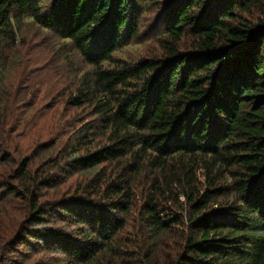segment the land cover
I'll return each instance as SVG.
<instances>
[{"label":"trees","instance_id":"obj_1","mask_svg":"<svg viewBox=\"0 0 264 264\" xmlns=\"http://www.w3.org/2000/svg\"><path fill=\"white\" fill-rule=\"evenodd\" d=\"M151 11L156 21L148 31L156 32L160 55H115L145 35L141 26ZM25 23L54 33L90 66L65 103L86 107L95 120L61 151L64 166L41 171L38 180L29 177L28 160L9 162L18 183L0 186L27 203L21 242L40 239L79 264L114 252L124 227L119 214L132 206L127 169L138 172L147 157L152 168L177 171L186 201L171 216L153 196L143 206L150 239L184 227L181 249L163 264H264V0H0V45L21 44ZM99 135L106 141L92 149ZM6 159L0 157L2 167ZM114 163L120 171L111 178ZM198 167L203 190L194 185ZM64 172H93L84 197L57 214L75 225L74 235L47 227L57 203L40 194H55ZM98 194L105 204L89 201ZM6 241L1 234L0 262ZM143 264L158 261L147 255Z\"/></svg>","mask_w":264,"mask_h":264},{"label":"rangeland","instance_id":"obj_2","mask_svg":"<svg viewBox=\"0 0 264 264\" xmlns=\"http://www.w3.org/2000/svg\"><path fill=\"white\" fill-rule=\"evenodd\" d=\"M156 14L155 11L146 14L141 26L145 35L115 55L132 61L160 55L153 38L156 32L148 31V27L156 21ZM21 39V44L14 47L8 41H2L0 45V147L3 150L0 157H7V167L0 165V183L8 181L14 187L18 181H14L10 175L17 167L14 164L9 168V162L28 160L31 163L29 177L38 180L42 175L41 171L49 170V173L55 171L56 166H64L61 151L76 140L75 134L78 131L95 120L86 107L72 108L65 103L68 94L77 89L82 74L90 66L82 61L69 44L32 23L22 24ZM189 42L188 39L183 40L184 44H181L180 49L184 50ZM105 141L106 137L99 135L91 148L95 149ZM103 165L107 163L98 166L97 172ZM114 165L115 163L107 169L111 178L120 171L118 165ZM127 170L126 179L132 189V206L127 213L119 214L124 220V227L113 241L114 247L111 248L114 252L98 256L89 264H106L111 258L116 261L115 264H122L124 260H129L130 264H143L147 255H152L158 264H163L174 258L181 249V232L184 231L182 224L150 239L141 214L144 204L151 196L157 198L156 201L163 210L167 209L165 214L169 216L174 210L180 213L185 208L182 188L174 180L177 171L152 168L147 157L138 172ZM204 174L201 167L195 171L194 185L200 190L206 186ZM63 175L59 176L61 181L68 177L65 172ZM92 175L93 172L89 175L74 172L59 186L55 194L53 192L48 195L49 190H40L43 201L57 203L52 206L54 210L47 227L74 235L72 229L75 225L61 220V216L57 214L62 213L59 212L61 205L74 201L72 198L84 197L81 190ZM226 182L225 179L224 183ZM92 197L89 201L95 204L106 203L101 194ZM26 214V201L15 194H9L8 187L0 186V235L7 236V241L3 244L6 248L4 260L0 264H79L62 255L58 248L49 245L46 247L40 239L34 240L36 242L33 246L24 245L21 242L24 230L20 223ZM126 251L131 255H125ZM115 252L119 255H113Z\"/></svg>","mask_w":264,"mask_h":264}]
</instances>
